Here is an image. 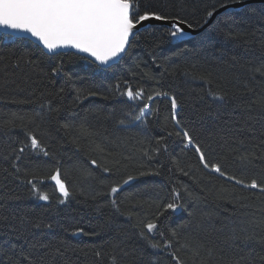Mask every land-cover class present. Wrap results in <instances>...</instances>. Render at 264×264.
<instances>
[{"label": "trees", "instance_id": "1", "mask_svg": "<svg viewBox=\"0 0 264 264\" xmlns=\"http://www.w3.org/2000/svg\"><path fill=\"white\" fill-rule=\"evenodd\" d=\"M243 1L248 0L145 3L164 15H182L193 29H200L213 7L217 12ZM259 9H264V2L226 9L188 39L170 37L168 26H150L139 31L127 54L108 68L75 51H61L62 57L49 59L51 54L26 37L0 41V167L8 166L2 158L4 150L19 146L24 133L31 131L50 145L52 154L27 156L29 170H39L43 177L60 167L72 193L65 205H57L59 194L45 180L41 191L53 199L39 201L25 185L0 176V194L21 197L10 202L12 209H0L9 217L0 221V227L13 223V214L55 221L54 238L46 239L57 245L63 241L64 257L57 264H112L114 255L118 264H172L167 253L149 247L134 225L151 219L158 205L173 202L175 189L180 194L175 202L181 207L166 212L159 224L166 234L176 231L177 248L184 243H216L221 228L239 232L243 227L264 235V207L216 198L197 176L181 167L179 156L186 142L175 135L178 129L171 119V97L175 96L180 127L202 146L210 163H220L228 175L246 182L264 180V110L251 106L254 95H264V80H252L248 71L264 62V16L252 14ZM29 59L39 68L33 70ZM57 63H62L67 75L51 77L50 68ZM245 84L253 91L248 92ZM127 86L143 89L145 99L128 100L122 95ZM89 92L97 95L89 96ZM156 92L167 95L153 101L147 135L132 129L126 122L129 116L122 120L124 108L112 114L115 106L140 112L149 104L146 97ZM215 93L227 95L220 100L213 98ZM17 117L22 119H16V126L9 130L6 122ZM81 128L86 134H81ZM245 150L255 157L247 168L239 160ZM104 167L112 171L105 173ZM129 175L134 179L123 184ZM114 186H120V191L109 195ZM113 199L119 210L112 206ZM77 228L84 232L73 234ZM153 242H161L160 237L154 234ZM117 245L130 255L124 257ZM27 247L7 228L0 230V249L8 254L0 253V264H16L21 248ZM179 254L188 262L183 248Z\"/></svg>", "mask_w": 264, "mask_h": 264}, {"label": "snow or ice", "instance_id": "2", "mask_svg": "<svg viewBox=\"0 0 264 264\" xmlns=\"http://www.w3.org/2000/svg\"><path fill=\"white\" fill-rule=\"evenodd\" d=\"M215 12L216 9L213 7L212 10L206 12V17L212 18ZM257 13L264 16V9L253 11L252 14L256 15ZM153 20L170 22L169 35L178 40L186 35L185 26L193 27L182 15H164L146 4L145 0H0V28L8 30L0 35V41L21 39L22 36L15 34H27L41 46L42 50L51 54L49 59L55 60L62 57L64 53L58 50L70 48L74 49L76 53L85 54L92 63L104 67L123 58L132 47L133 39L137 36L140 28L144 27L145 22ZM204 22L207 23L208 20L205 19ZM28 63L33 66V70L39 68V65L31 59ZM15 66L18 67L19 64L17 63ZM39 70L44 71L43 69ZM248 71L252 80H256L257 77L264 80V62ZM50 74L53 78L61 74L67 75L63 73L62 63L52 66ZM116 87L119 90L120 86ZM245 88L248 92L253 91L247 84H245ZM60 91L63 92V88ZM88 95L95 96L97 93L89 92ZM122 95H126L130 101L145 99L143 89L134 90L131 86H127ZM161 95L166 96L167 93L156 92L155 95H148L146 99L152 102ZM226 95V93L224 95L215 93L213 98L223 100ZM79 100L80 96H77V101ZM251 106L264 110V95H254ZM148 108L149 105L146 104L140 110V115L135 116L134 119L140 120ZM177 108V99L173 96L171 97V119L178 129L175 135L182 136L183 141L186 142L185 146L193 148L203 167L228 181H234L235 185H239L243 189L253 190V195L258 199L264 197V180L252 178L246 182L233 175H228L220 163H210L202 146L194 141L188 130L180 127ZM50 111H58V109L50 108ZM16 119L22 118L17 117L9 120L5 126L11 130L16 126ZM64 127L68 128L71 125L65 124ZM80 131L81 134H86L87 130L81 128ZM24 135L25 139L18 142L19 146L9 145L4 150L2 158L8 166L0 167V176H3L5 180L11 177L18 182L17 186L25 185L31 196L44 202H50L53 197L47 192L41 191L40 186L45 183V180L50 181L55 192L59 194L55 197L57 205H65L72 193L68 184L62 179L61 168L55 167L42 177L39 170H29L28 164L25 162L27 156L50 157L52 154L50 145L31 131H26ZM168 135L171 136L173 133L169 132ZM155 151L159 152L160 149L157 148ZM254 159L255 157L248 154L247 150H245V154L239 156V160L245 168L252 165ZM91 164L98 166L96 160H92ZM103 171L110 173L112 169L104 167ZM133 179L134 177L129 175L127 179L123 180V184H128ZM119 191L120 186H114L110 188L108 194L114 196ZM179 198V192L173 189V202L158 205L157 211L151 219H142L134 227L139 229V236L148 243L149 247L167 253L172 264H188L179 251L181 248H188L189 245L182 244L177 248L173 243V239L177 236L176 231L173 230L170 234H166L159 224L160 218L165 216L166 212H175L181 207L175 202ZM20 200L21 197L18 195L0 194V209H12L10 202ZM111 204L119 210L115 199L111 201ZM13 211L15 212V210ZM261 211L264 212V209ZM8 219L9 217L0 214V221ZM11 220L13 223L2 225L0 230L7 228L9 233L23 239L28 245L26 249L21 248L19 253L21 259L16 264H57L58 258L64 257L63 241L57 245L53 243L52 239H46L54 238V229L58 226L55 221H46L44 218L29 213L13 214ZM218 231L221 233L217 238L218 242L204 247L203 251L200 248L195 249L193 253L195 257H207L206 260L201 261V264H257L258 261L259 264H264V254L257 251V245L264 249V235L257 234L255 229L248 230L243 227L239 232L236 229L225 231L224 228ZM83 232L82 228H77L73 234ZM154 234L160 237L161 242H153ZM116 247L124 257L130 255L119 245ZM0 253L8 255L4 249H0ZM96 255L100 256L101 253L98 251ZM8 259L11 261L12 257H8ZM111 260L112 264H118L115 255L111 257Z\"/></svg>", "mask_w": 264, "mask_h": 264}, {"label": "rangeland", "instance_id": "3", "mask_svg": "<svg viewBox=\"0 0 264 264\" xmlns=\"http://www.w3.org/2000/svg\"><path fill=\"white\" fill-rule=\"evenodd\" d=\"M119 108H124V116H122L123 118L121 117L123 121H125V119L129 116L130 121L126 122L130 124L132 129L139 131L143 135H147L150 129L149 124L152 105H149L145 115H143L139 121L135 120L134 117L140 115V112H133L124 106L112 107V114L115 115ZM179 158L181 161V167H184L185 170L190 171L192 174L197 176L200 182L210 190L214 197L231 199L241 206L264 207V197L258 199L255 195H253V190L243 189L241 186L235 185L234 181H228L224 177L219 176V174L205 169L191 146H185L181 151ZM184 244L189 245L188 248H183V250L185 257L190 264H201L202 260L207 259L206 256L197 258L193 255V253L196 248H200L201 251H203V248L209 245H197L192 243ZM257 251L264 254V249L260 246H257ZM257 264H259V261Z\"/></svg>", "mask_w": 264, "mask_h": 264}, {"label": "water", "instance_id": "4", "mask_svg": "<svg viewBox=\"0 0 264 264\" xmlns=\"http://www.w3.org/2000/svg\"><path fill=\"white\" fill-rule=\"evenodd\" d=\"M255 2H264V0H248V1H243V2H240V3H235V4H232V5H228V6H225V7H223V8H221V9H219L216 13H215V15L212 17V18H210L209 20H208V22L203 26V27H201L200 29H193V28H188L187 26H185V33H186V35L183 37V39H188V38H190V37H192V36H195V35H198V34H200L207 26H209L212 22H213V20L220 14V13H222L224 10H226V9H230V8H240V7H243V6H246V5H248V4H251V3H255ZM155 26V25H158V26H170V22H162V21H148V22H145V25H144V27H142V28H140V30L139 31H141V30H143V29H145V28H148V27H150V26ZM0 31L1 32H3V33H5V32H8V30H6V29H2V28H0ZM16 36H22V37H26V38H29V39H31L32 41H34L35 43H37L34 39H32L31 37H29V36H27V34H15ZM58 51H75L74 49H60V50H58ZM80 54H82V53H80ZM82 55H84L85 56V54H82ZM86 57V56H85ZM88 59H90V58H88ZM122 59V58H121ZM121 59H119V60H117V61H113V62H111V64H110V66H112V65H115V64H117L118 62H120V60ZM110 66H104V67H102V68H108V67H110Z\"/></svg>", "mask_w": 264, "mask_h": 264}, {"label": "crops", "instance_id": "5", "mask_svg": "<svg viewBox=\"0 0 264 264\" xmlns=\"http://www.w3.org/2000/svg\"><path fill=\"white\" fill-rule=\"evenodd\" d=\"M214 173V172H213Z\"/></svg>", "mask_w": 264, "mask_h": 264}]
</instances>
